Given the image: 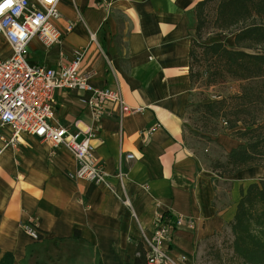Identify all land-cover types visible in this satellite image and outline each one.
I'll return each instance as SVG.
<instances>
[{"label": "crops", "instance_id": "obj_1", "mask_svg": "<svg viewBox=\"0 0 264 264\" xmlns=\"http://www.w3.org/2000/svg\"><path fill=\"white\" fill-rule=\"evenodd\" d=\"M199 1L61 0V42L47 47L31 41L30 62L47 67L66 65L82 50V71L93 86L118 88L127 105L143 110L120 117L118 106L107 103V114L95 117L80 101L83 92L55 93L50 122L81 138L93 135L94 156L113 190L69 178L77 168L73 154L29 134L0 153V252L12 253L15 264H132L158 215L184 218L167 248L192 264L206 238L232 222L241 188L261 168L220 176L186 142ZM1 134L9 135V128L0 126ZM222 182H229L227 197ZM34 218L38 240L23 230Z\"/></svg>", "mask_w": 264, "mask_h": 264}, {"label": "built area", "instance_id": "obj_2", "mask_svg": "<svg viewBox=\"0 0 264 264\" xmlns=\"http://www.w3.org/2000/svg\"><path fill=\"white\" fill-rule=\"evenodd\" d=\"M7 0H0L3 5ZM61 0H12L8 7L0 11V40L6 42L11 53L0 55V126L10 130L9 135H0V153L7 147H16L22 134L35 136L54 147L67 148L77 161V168L68 177L84 180L95 185H103L113 190L109 173L94 156L92 134L87 132L81 138L80 132H69L64 125L52 124L55 93L60 89L83 92V105L90 108L95 117L107 114L106 104L112 103L120 109L119 115L138 113L143 107L127 105L118 88H98L91 84L90 75L82 71V50L74 52L73 59L66 65L47 67L32 64L28 58V46L38 39L50 47L62 40L58 27L61 18ZM73 23L68 22L66 31H71ZM133 154L127 153L126 159ZM122 180L124 173L118 172ZM185 225L183 217L175 219L158 215L151 235L143 232L147 264H184L188 257L173 258L167 248L174 231ZM193 227V221H189ZM24 232L34 240L41 238L38 219H31L23 225ZM192 264H199L198 260Z\"/></svg>", "mask_w": 264, "mask_h": 264}, {"label": "trees", "instance_id": "obj_3", "mask_svg": "<svg viewBox=\"0 0 264 264\" xmlns=\"http://www.w3.org/2000/svg\"><path fill=\"white\" fill-rule=\"evenodd\" d=\"M210 1L201 0L195 7L197 22L189 54L191 83L201 78V70L207 86L227 78L246 82L239 94L202 104L205 113L222 117L227 128L245 141L227 154L226 161L220 164L222 172L212 168L224 176L264 166V0H219L213 28L219 35H233L235 48L223 41H200ZM194 64H202V69L194 71ZM230 227L234 256L244 264H264V179L241 188ZM137 252L132 264H147L145 250L138 246ZM0 264H14L13 254L4 253Z\"/></svg>", "mask_w": 264, "mask_h": 264}, {"label": "rangeland", "instance_id": "obj_4", "mask_svg": "<svg viewBox=\"0 0 264 264\" xmlns=\"http://www.w3.org/2000/svg\"><path fill=\"white\" fill-rule=\"evenodd\" d=\"M218 2L219 0H211L207 5L208 19L200 41L202 43L223 41L229 47L235 48L233 35L227 33L219 35L213 28ZM197 50L201 52L199 48ZM10 52L11 49L7 43L0 45L1 56H9ZM202 64L201 66L194 64V71L202 69ZM244 84H246L244 81L227 78L223 82L207 86L205 74L201 70V78L192 86L193 91L185 114L186 142L207 168L217 167L218 172H222L224 167L220 164L226 161L227 154L245 141L237 138L233 132L235 130L227 128V122L222 117L217 118L205 113L202 104L239 94ZM239 128L243 129V126L240 125ZM253 167L261 168V174L253 182L264 179V166L250 168ZM222 185L225 190L223 196H229V182H222ZM232 240L230 224L206 238L198 251L199 264H244L241 259L234 256L231 248ZM2 255L0 252V258Z\"/></svg>", "mask_w": 264, "mask_h": 264}, {"label": "snow or ice", "instance_id": "obj_5", "mask_svg": "<svg viewBox=\"0 0 264 264\" xmlns=\"http://www.w3.org/2000/svg\"><path fill=\"white\" fill-rule=\"evenodd\" d=\"M12 0H7V2L3 5H0V11L3 10V8H5V5H7V7L11 4Z\"/></svg>", "mask_w": 264, "mask_h": 264}, {"label": "clouds", "instance_id": "obj_6", "mask_svg": "<svg viewBox=\"0 0 264 264\" xmlns=\"http://www.w3.org/2000/svg\"><path fill=\"white\" fill-rule=\"evenodd\" d=\"M5 7H7V5H5Z\"/></svg>", "mask_w": 264, "mask_h": 264}]
</instances>
